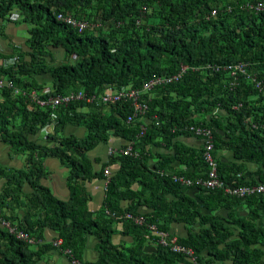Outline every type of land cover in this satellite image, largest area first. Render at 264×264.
<instances>
[{
  "label": "trees",
  "instance_id": "obj_1",
  "mask_svg": "<svg viewBox=\"0 0 264 264\" xmlns=\"http://www.w3.org/2000/svg\"><path fill=\"white\" fill-rule=\"evenodd\" d=\"M258 2L264 0H0V19H9L16 10L29 33L27 51L16 52L17 66L0 68V77L20 90H0V141L26 158L21 170L0 164V179H7L0 196V210L8 215L3 220L37 239L43 228L51 227L63 240L62 249L71 250L83 264H192L189 256L173 252L171 246L156 244L154 250L148 249L150 240H157L150 225L168 233L173 223L189 226L187 237L177 243L193 249L201 264L209 257L231 259L233 264H264V251L259 249L264 245L260 224L264 194L233 197L224 188L189 190L174 183L175 173L169 171L178 162L188 172L176 171V175L207 178L203 148H188L178 141L192 136L188 127L201 126L211 131L217 150L230 148L239 161L216 158L221 181L231 188L264 184V95L245 75L216 69L247 63V73L264 83V12L248 6ZM58 14L89 26L80 33L59 22ZM53 49L65 52L62 64L52 60ZM182 66L188 70L178 81L145 89L153 80L172 79ZM41 75L52 79L50 94H43ZM127 88L138 91L140 102L149 108L143 123L141 118L127 122L132 113L127 101L81 102L54 110L41 108L31 96L35 91L48 100L82 91L91 97ZM53 112L55 129L46 135L50 146L31 142L29 138L51 123ZM76 123L87 128L83 139L58 135L66 124ZM142 126L144 136H140ZM113 134L132 144L138 156H110L105 166L120 168L107 184L105 208L111 215L138 216L141 205L153 209L143 216L144 225L122 221L125 233L134 238L128 247L113 243L116 220L111 215L94 219L85 201L59 204L40 185L45 174L43 156H58L70 169L74 200L80 193L76 182L87 173V152ZM152 146L173 149V157L151 167ZM247 162L257 165L254 175L245 173ZM104 170L100 175L105 179ZM26 184L35 191L28 204L17 202ZM135 185L141 190L136 191ZM127 198L131 205L121 209L120 202ZM40 199L44 207L36 205ZM38 207L46 208L45 213H39ZM91 235L100 242V258L94 263L82 259ZM37 254L0 224V264H39Z\"/></svg>",
  "mask_w": 264,
  "mask_h": 264
},
{
  "label": "crops",
  "instance_id": "obj_2",
  "mask_svg": "<svg viewBox=\"0 0 264 264\" xmlns=\"http://www.w3.org/2000/svg\"><path fill=\"white\" fill-rule=\"evenodd\" d=\"M28 32V26L21 21V16L18 12H14L11 14L10 18L7 20H0V55L1 56H13L16 55L17 51H27L26 41L27 39L24 37L25 33ZM28 34V33H27ZM29 37V36H28ZM52 60H55V64H62L65 58V52L63 50H55L53 49ZM50 61V59L48 58ZM48 61V62H49ZM39 83L43 84L45 88L52 89V79L48 75H41L38 77ZM83 112V110H82ZM141 122H145L144 119H141ZM87 134V128L85 125L80 124H66L61 131L59 130L58 135L61 137H74L78 139H83ZM31 142L37 143L39 145L50 146L49 141H47L46 136L43 133H39L37 136L29 138ZM178 141L183 143L188 148H196L200 149L203 147L202 141L199 137L192 135L189 138L181 137ZM128 147V142L116 135H112L108 142L101 143L90 149L87 152L86 160L88 161L85 165V170L87 173H84V176H80L76 182L77 187H79L80 193L74 196V200H72L74 185H71V181L69 179L70 169L67 166L66 162L61 161L58 156H43V166L45 169V174L42 179H40V185L49 189L53 195V197L58 201L59 204H72L77 203L79 201H85L88 210L91 213V217L94 219L106 217L111 215L108 209L105 208V201L107 197V185L103 176L100 175L103 168H110L112 176L119 170V165L113 166H105L109 162V150L111 148L121 151ZM173 149L167 150L166 148L160 147H150L149 149V164L151 167L157 165V163L162 160V158L173 157ZM220 154L218 155V153ZM217 157L227 163L230 162H239L235 159V155L230 148H224L217 150ZM25 156H20L14 154L12 148L8 145L4 144L0 141V164L6 168L12 170H21L25 166ZM245 173L249 172L251 175H254L257 170V165L253 163H244ZM186 171L187 167L180 165L178 162H174L171 165L170 172L175 174L176 171ZM7 185V179H0V196L4 191V187ZM256 185L243 186V187H255ZM136 191H140L141 187L138 185L134 186ZM189 190L191 188H188ZM35 189L32 188L29 184H26L23 188L24 194L21 196V200H17V202L21 201L28 204V199L31 197L32 193H34ZM76 198L78 200H76ZM170 198V197H169ZM175 199V198H174ZM173 199V200H174ZM171 200V198H170ZM132 203V200L128 198L122 200L120 202L121 209H127ZM15 204V203H14ZM36 205L44 207L45 201L40 199L39 202H36ZM26 207L23 206L22 210ZM20 211L23 214V211ZM39 213H45L46 208L41 209L38 207ZM137 213L143 217L146 214L153 213V209H148L146 206L141 205L137 207ZM12 215V211L9 212ZM111 215L115 220V232L112 237L113 243L115 245H124V243L133 244V236L124 231L123 222H120L116 219V216H120L122 214L112 213ZM7 214H4L0 210V224L5 227L8 221L3 220ZM5 219V218H4ZM19 223L18 220L15 222ZM260 224L264 227V220L260 221ZM12 233V230H16V227H11V229L5 227ZM196 231L200 227H195ZM189 226H185L183 224L173 223L170 226L169 232L173 238L177 240L180 238H185L189 234L188 232ZM124 231V232H123ZM59 234L51 227L46 226L42 229V244H53L58 241ZM150 239L148 238L147 241ZM151 244H148L149 250H154L156 244L159 245V239L150 240ZM99 239L93 235L87 237L86 246L82 255V259L88 263L97 262L100 258L98 252ZM129 245V246H130ZM33 247V246H32ZM34 248V247H33ZM261 251H264V245L261 244L259 247ZM192 263V262H191ZM39 264H70L69 259L66 254L60 252L55 248H47L46 252L42 254L39 259ZM205 264H233L232 260H215L212 257H209Z\"/></svg>",
  "mask_w": 264,
  "mask_h": 264
},
{
  "label": "built area",
  "instance_id": "obj_3",
  "mask_svg": "<svg viewBox=\"0 0 264 264\" xmlns=\"http://www.w3.org/2000/svg\"><path fill=\"white\" fill-rule=\"evenodd\" d=\"M256 9L258 11H263L264 10V4L259 3L256 5ZM215 14V13H214ZM58 20L72 25L73 27H76L79 29L80 32L84 31L85 29L88 28V24L86 22L82 21H77L72 17H66L64 15H59ZM19 61V58L17 55L11 56L9 58H2L0 57V67H5L9 68L12 66L17 65ZM210 67V66H209ZM208 67V68H209ZM249 65L247 63H237V64H232V65H222L216 67L217 70L224 69L226 72L231 73L233 76H236L238 74L245 75L254 85V88L258 91L259 95H264V83L257 79V77L251 73H247ZM188 70L187 66H182L180 73L176 76H174L172 79H158L156 81H151L149 84L145 85V89L150 90L153 88L154 85L156 84H165V83H170L172 81H178L181 79L186 71ZM11 88L12 84L5 82L3 79H0V90L4 88ZM18 91V90H16ZM44 94H49V90H45L43 92ZM34 100L39 104L41 108H45L48 106H51L53 109H57L60 107H67L71 104L74 103H81V102H86L88 104H97V105H114V104H119L121 101H127L130 103V106L132 107V113L128 116L127 122L131 123L135 119L141 118L145 119L146 115L149 112L148 106L146 104H143L140 102V93L134 89L127 88L123 89L121 91H105L103 94L99 96H88L82 91H71L65 95H57L54 97H50L48 100H41L39 97L33 92L32 94ZM154 118H157L154 116ZM52 123L49 124L48 126L43 128V131L45 133L48 132L49 128L53 126V123L56 122L57 119V114L55 112L52 113L51 115ZM189 132L192 133V135H195L196 137H199L202 141L203 144V157L204 161L209 169V172H207V178H197V179H191V178H186L184 176H178L176 174L171 175L173 182L180 185L183 188H192V187H199L203 188L206 190H215L220 188H224L225 192L228 193L230 190L232 193L233 197L236 196H248V195H261L264 194V184H259L255 187H236V188H231L228 187L226 183L221 181L219 179V175L217 172V167H218V162L215 159L213 153H214V145H213V138L211 131L208 129H205L201 126H191L188 127ZM146 131V127L142 126V131L140 133V136H144ZM117 155H123V156H138V153H135L132 148V144H129L126 149H123L121 151H118L111 148L109 150V156H117ZM105 177L107 178V182L111 177V171L110 168H106L104 170ZM161 175H164L162 172ZM114 216V215H113ZM116 219L119 220H131L133 221L136 225H144L145 220L141 216H134L130 213H126L125 215L121 216H116ZM9 229H11V226H8ZM150 230H153L156 232V227L154 225H150ZM13 234H16L18 238L24 239L25 236L22 233H17L16 230H12ZM159 237V244L163 246H171L172 251L175 253H185L187 256L191 258V260L195 263L198 264L196 261V257L194 255V252L191 249H187L185 247H182L178 245L177 239L172 238L170 242L167 241V234L166 233H158ZM72 264H81L78 260L73 259Z\"/></svg>",
  "mask_w": 264,
  "mask_h": 264
},
{
  "label": "clouds",
  "instance_id": "obj_4",
  "mask_svg": "<svg viewBox=\"0 0 264 264\" xmlns=\"http://www.w3.org/2000/svg\"><path fill=\"white\" fill-rule=\"evenodd\" d=\"M259 3H263V2H258V3H255L254 5H248L250 8H253V9H255L258 13L259 12H264V10L263 11H258L257 9H256V5L257 4H259ZM264 4V3H263ZM15 12H17V11H15ZM14 13V12H13ZM59 15H64V14H58L57 15V20H58V16ZM64 16H66V17H72V16H69V15H64ZM73 18V17H72ZM75 19V18H74ZM0 20H2V19H0ZM75 20H77V19H75ZM59 22H62V21H60V20H58ZM77 21H79V20H77ZM82 22H86V21H82ZM62 23H64V22H62ZM87 24H88V22H86ZM64 24H66V23H64ZM66 25H68V26H70V27H72V28H74V29H78V28H76V27H73L72 25H69V24H66ZM88 26H89V24H88ZM86 30V29H85ZM84 30V31H85ZM78 31H79V29H78ZM84 31H82V32H84ZM80 32V31H79ZM82 32H80V33H82ZM17 55V54H16ZM13 56H15V55H13ZM18 56V55H17ZM0 57H2V58H9V57H11V56H1L0 55ZM19 58V57H18ZM19 62V61H18ZM240 63H243V62H240ZM18 64V63H17ZM232 64H237V63H232ZM232 64H225V65H232ZM17 66V65H16ZM12 67H14V66H12ZM0 68H3V67H0ZM9 68H11V67H9ZM4 69H8V68H5L4 67ZM0 79H3L5 82H7V83H11L9 80H7L5 77H0ZM12 84V83H11ZM4 89H12V90H14L16 93H19L20 92V90L19 89H17L16 87H14V85L12 84V87L11 88H8V87H6V88H4ZM1 90H3V89H1ZM16 90H18V91H16ZM45 90H49V89H47V88H45L44 90H43V92L45 91ZM50 92L52 91V89H50L49 90ZM37 96H38V93L37 92H35V91H33ZM33 92L31 93V96H32V94H33ZM44 94V93H43ZM50 94V93H49ZM33 97V96H32ZM39 97V96H38ZM40 99V98H39ZM41 100H44V99H41ZM38 104V103H37ZM38 106H39V104H38ZM55 110V109H54ZM57 110V109H56ZM52 120V119H51ZM51 123H52V121H51ZM50 123V124H51ZM55 124H56V122L55 123H53V126L52 127H50L49 128V130H48V132L47 133H45V131H43V128H42V130H41V132L40 133H43L45 136L46 135H49V134H51L53 131H54V129H55ZM49 125V124H48ZM48 125H46V126H48ZM45 126V127H46ZM213 145H214V153H213V155H214V157H215V159L216 158H218L217 157V149H216V147H215V143L213 142ZM203 148V147H202ZM203 153H204V149H203ZM107 168H109V167H107ZM106 169V168H105ZM111 176H112V174H111ZM110 180V179H109ZM109 180H108V182H109ZM105 182H106V185L108 184V182H107V178H105ZM130 214H132V213H130ZM123 215V214H122ZM132 215H134V214H132ZM121 216V215H120ZM134 216H138V215H134ZM119 220V219H118ZM120 222H122V221H124V220H119ZM131 221V220H130ZM131 222H133V221H131ZM134 223V222H133ZM8 226H11V227H13L10 223H8L5 227H7L8 228ZM155 226V225H154ZM156 227V226H155ZM156 236H157V239H159V237H158V233H161V232H163V233H166L167 234V241L168 242H170V240L168 239V238H171L172 236H171V234L169 233H167V232H164V231H160V230H158L157 229V227H156V232H154L153 230H151ZM16 232L17 233H22L24 236H25V238L24 239H21V238H18L17 237V235L16 234H13L16 238H17V240H19V241H22V242H25V243H27V244H29V245H32L33 244V242H32V239H31V237L28 235V234H26L25 232H23V231H20V230H18L17 228H16ZM173 238V237H172ZM159 243V242H158ZM56 244H58V245H62L63 244V240L61 239V238H59L58 239V241H56ZM160 245V244H159ZM179 245V244H178ZM180 246H182V245H180ZM182 247H184V246H182ZM188 249V248H187ZM189 249H191V248H189ZM192 251H193V249H191ZM194 252V251H193ZM62 253H64V254H66L67 255V257H68V259H69V262H70V264H72V260L73 259H75V260H78L81 264H83L82 263V261H80L79 259H77V258H75V257H73L72 256V253H71V251H63ZM194 255H195V253H194ZM196 257V256H195ZM196 261H197V263L198 264H201V263H199L198 262V260H197V257H196ZM191 262H192V264H195L192 260H191Z\"/></svg>",
  "mask_w": 264,
  "mask_h": 264
},
{
  "label": "rangeland",
  "instance_id": "obj_5",
  "mask_svg": "<svg viewBox=\"0 0 264 264\" xmlns=\"http://www.w3.org/2000/svg\"><path fill=\"white\" fill-rule=\"evenodd\" d=\"M16 11V10H15ZM15 11H13V12H15ZM28 32H26L25 33V38L27 39L28 38V36H29V33L27 34ZM220 154V152L218 153V155ZM173 175V174H172ZM15 212H17V210H15ZM52 229V228H51ZM31 239H32V242H33V244L32 245H30V248H31V251H34V252H36V253H38L37 254V257H36V259L37 260H39L40 259V257L42 256V254H44L45 252H46V249L47 248H55V249H57V250H59L60 252H63V251H71V250H69V249H62V245H58V244H56V242H54L53 244H42V240H41V237L40 238H33V237H31ZM124 245L125 246H129L130 244H127V243H124ZM34 248H33V247ZM6 248V247H5ZM5 248H4V250H5ZM72 252V251H71Z\"/></svg>",
  "mask_w": 264,
  "mask_h": 264
},
{
  "label": "bare ground",
  "instance_id": "obj_6",
  "mask_svg": "<svg viewBox=\"0 0 264 264\" xmlns=\"http://www.w3.org/2000/svg\"><path fill=\"white\" fill-rule=\"evenodd\" d=\"M228 194H229L230 196H232V193H231V191H230V190L228 191Z\"/></svg>",
  "mask_w": 264,
  "mask_h": 264
}]
</instances>
